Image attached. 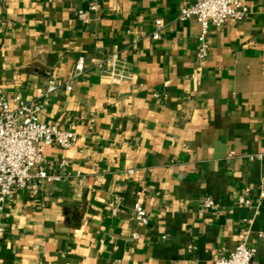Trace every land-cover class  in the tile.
I'll use <instances>...</instances> for the list:
<instances>
[{"label": "crops", "instance_id": "crops-1", "mask_svg": "<svg viewBox=\"0 0 264 264\" xmlns=\"http://www.w3.org/2000/svg\"><path fill=\"white\" fill-rule=\"evenodd\" d=\"M0 3V96L32 99L48 79L68 78L79 55L86 64L41 114L75 133L70 147L44 149L57 178L0 203V264H211L246 229L252 264H264V0L210 27L201 62L199 23L178 18L189 0ZM113 53L129 76L119 83L101 71ZM142 186L145 223L133 214ZM239 195L257 204L254 217ZM82 203L94 214L75 228Z\"/></svg>", "mask_w": 264, "mask_h": 264}, {"label": "built area", "instance_id": "built-area-1", "mask_svg": "<svg viewBox=\"0 0 264 264\" xmlns=\"http://www.w3.org/2000/svg\"><path fill=\"white\" fill-rule=\"evenodd\" d=\"M93 10L96 4L91 6ZM0 3V13H1ZM248 0H189L187 5L181 7L178 18L181 20L193 17L200 25L198 33V45L196 57L201 62L209 53V31L210 27H220L228 19L240 20L248 14ZM78 17L83 18L84 12L78 10ZM156 27L161 25L160 20L155 21ZM159 37L155 30L153 39ZM100 64H106L101 70L108 76V81L119 83L127 79L128 73L124 61L113 53L100 60ZM85 56L79 55L73 66L71 75L63 80L57 78L48 79L44 88L32 99H24L21 94L16 93L11 98L0 96V203L10 201L17 188L28 187L33 194L36 191L35 179H55L49 176L43 168L44 149L54 145L60 148H68L75 141V133L71 130L60 129L54 124L45 123L41 120L45 99L59 88L71 90L73 81L84 75ZM200 67L195 69L194 79ZM66 164V161H61ZM36 171L33 172V168ZM128 170V173H132ZM147 188L142 186L135 193L133 203V214L137 221H147L145 208ZM264 197V191L259 194ZM239 205H249L252 216L257 213V204L250 201L245 195L237 197ZM205 207H213L212 199H203ZM254 209V210H253ZM252 217L244 219L249 227ZM248 229L242 234L235 248L227 255L216 257L211 264H252L255 248L247 243Z\"/></svg>", "mask_w": 264, "mask_h": 264}, {"label": "water", "instance_id": "water-1", "mask_svg": "<svg viewBox=\"0 0 264 264\" xmlns=\"http://www.w3.org/2000/svg\"><path fill=\"white\" fill-rule=\"evenodd\" d=\"M87 203L89 205H91V206H95V207H99V208L102 207V205L100 203H98L97 201L94 200V197L93 196L90 197V199H89V201ZM85 212L87 214H89V215L94 214V211L92 209L87 208V204L82 203L76 209V211L74 213V218H75L74 220H75V222L71 226H73L75 228H78L81 225V223H82V216H83V214ZM66 221H68V219Z\"/></svg>", "mask_w": 264, "mask_h": 264}]
</instances>
